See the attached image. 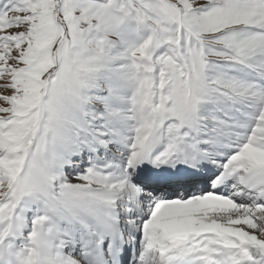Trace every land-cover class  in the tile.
Listing matches in <instances>:
<instances>
[{"label": "snow or ice", "instance_id": "6c2138e0", "mask_svg": "<svg viewBox=\"0 0 264 264\" xmlns=\"http://www.w3.org/2000/svg\"><path fill=\"white\" fill-rule=\"evenodd\" d=\"M0 264H264V0H0Z\"/></svg>", "mask_w": 264, "mask_h": 264}]
</instances>
